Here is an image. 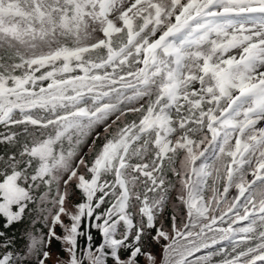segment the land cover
Masks as SVG:
<instances>
[{
	"label": "snow or ice",
	"instance_id": "1",
	"mask_svg": "<svg viewBox=\"0 0 264 264\" xmlns=\"http://www.w3.org/2000/svg\"><path fill=\"white\" fill-rule=\"evenodd\" d=\"M0 264H264V0H0Z\"/></svg>",
	"mask_w": 264,
	"mask_h": 264
},
{
	"label": "trees",
	"instance_id": "2",
	"mask_svg": "<svg viewBox=\"0 0 264 264\" xmlns=\"http://www.w3.org/2000/svg\"><path fill=\"white\" fill-rule=\"evenodd\" d=\"M169 211H171V210H169ZM16 231H17V234H19L20 231H22V229H17ZM56 251H59V245L56 246ZM155 252H156L158 257H160L162 255V248L160 247V245H157L155 247Z\"/></svg>",
	"mask_w": 264,
	"mask_h": 264
}]
</instances>
